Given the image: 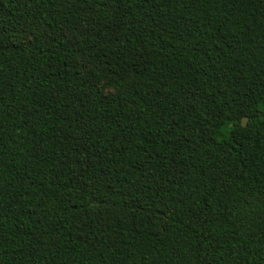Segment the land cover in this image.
<instances>
[{
    "label": "trees",
    "instance_id": "trees-1",
    "mask_svg": "<svg viewBox=\"0 0 264 264\" xmlns=\"http://www.w3.org/2000/svg\"><path fill=\"white\" fill-rule=\"evenodd\" d=\"M0 264H264V0H0Z\"/></svg>",
    "mask_w": 264,
    "mask_h": 264
},
{
    "label": "water",
    "instance_id": "water-1",
    "mask_svg": "<svg viewBox=\"0 0 264 264\" xmlns=\"http://www.w3.org/2000/svg\"><path fill=\"white\" fill-rule=\"evenodd\" d=\"M247 121H248V117L247 116H245V117H243V125H246L247 124Z\"/></svg>",
    "mask_w": 264,
    "mask_h": 264
},
{
    "label": "rangeland",
    "instance_id": "rangeland-1",
    "mask_svg": "<svg viewBox=\"0 0 264 264\" xmlns=\"http://www.w3.org/2000/svg\"><path fill=\"white\" fill-rule=\"evenodd\" d=\"M106 90H110V88H106Z\"/></svg>",
    "mask_w": 264,
    "mask_h": 264
}]
</instances>
